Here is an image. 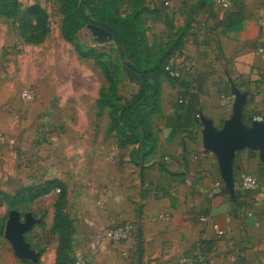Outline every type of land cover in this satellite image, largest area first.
Segmentation results:
<instances>
[{"label":"crops","instance_id":"crops-1","mask_svg":"<svg viewBox=\"0 0 264 264\" xmlns=\"http://www.w3.org/2000/svg\"><path fill=\"white\" fill-rule=\"evenodd\" d=\"M198 2L182 51L199 60L198 74L208 75L200 115L221 129L233 113V84L247 94L244 118L264 121V14L242 0L244 15L234 22L230 14L237 9L231 0H213L197 10ZM146 6L148 14L156 17L155 6ZM183 9L187 11L186 6ZM181 91L178 85L162 83V125L159 132L152 124L159 144L150 161L138 167L129 154L126 163L104 175V222H134L137 235L125 243L92 237L93 264H264V169L259 154L244 150L235 160L233 200L224 193L216 157L203 149V127L195 125L188 132L176 129L171 135L167 122L176 117ZM125 150L117 147L107 160ZM86 152L88 171L93 173L95 157L105 158L108 153ZM72 167L61 166L63 170L50 180L58 179L69 188L63 172L78 175ZM255 174L259 190L245 191L243 178ZM202 217L207 221L202 222Z\"/></svg>","mask_w":264,"mask_h":264},{"label":"rangeland","instance_id":"rangeland-1","mask_svg":"<svg viewBox=\"0 0 264 264\" xmlns=\"http://www.w3.org/2000/svg\"><path fill=\"white\" fill-rule=\"evenodd\" d=\"M166 1H170L169 7L164 5ZM196 1L147 0L150 9L155 6L153 11H159L156 17L144 16L153 57L166 49L170 35L184 25L186 13H193ZM245 2L264 14V0ZM133 5L134 0H122L121 14H128ZM18 6L16 19L0 15V130L7 137L0 146V197L11 199L22 188L44 184L63 170L61 166H74L78 175L71 170L63 172L69 180L64 212L72 221L70 231L51 233L57 193L16 210L8 203L0 207V218L6 224L12 211L20 213L22 222L28 215L35 219L25 239L37 257L21 258L4 235L0 237V264H56L61 254H72L79 263H93L92 237H101L106 229L123 223L137 228L130 221L108 225L103 220L104 175L115 165L126 163L133 148L127 147L112 161L107 160L119 146L115 133L109 130V109L98 105L100 94L110 86L99 63L109 62L120 70L118 90L125 98L134 95L139 86L131 83L123 71L125 64L113 41L99 44L88 26L80 30L74 42L63 38L58 0H18ZM32 7L43 10V28L27 17ZM169 23L175 30L168 27ZM78 49L92 57H83ZM152 120L160 132L161 118L155 116ZM87 150L108 153L105 158L95 157L93 173L88 171Z\"/></svg>","mask_w":264,"mask_h":264},{"label":"trees","instance_id":"trees-1","mask_svg":"<svg viewBox=\"0 0 264 264\" xmlns=\"http://www.w3.org/2000/svg\"><path fill=\"white\" fill-rule=\"evenodd\" d=\"M63 14L62 36L67 42H74L77 34L89 24L109 29L113 35V43L117 46L119 58L124 64H131L141 75L142 83L138 91L130 98H125L119 93L121 80L120 70L111 66L109 62L99 63L100 68L110 82L109 88L100 94L99 108L109 109L110 131L115 133L120 149L132 147L130 153L131 162L140 167L148 163L158 149V138L152 128V118L162 116L160 104L161 86L163 80H168L172 85H178L182 91L179 93L176 103V117L168 120L167 124L172 128V136L176 129L188 132L195 125L202 126L200 121L201 102L200 97L206 93L205 84L208 75H187L182 79H174L166 72V66L176 52L182 51L185 37L189 34L196 13H186L184 25L175 30L172 23L168 27L175 30L166 49L160 52L157 58L151 55L147 28L144 21L148 14L147 0H134L131 11L121 14L122 0H58ZM213 0H199L197 10L211 5ZM236 12L230 14L233 21H240L244 15L242 0H231ZM154 13L159 11H153ZM19 13L18 0H0V15L14 20ZM27 17L33 18L43 28L45 25L44 12L39 7H32L26 12ZM233 23V22H232ZM231 23V24H232ZM79 53L85 58L92 55ZM165 75L168 77L164 78ZM117 77V78H116ZM253 117L244 118L247 124H251ZM67 185L58 180H48L42 185L25 187L17 191L9 199L0 197V207L8 203L12 210L22 205L34 203L37 199L52 193L58 194V200L54 206V223L52 234L70 231L72 221L64 212L67 203ZM225 194H229L224 191ZM6 221L0 218V237L4 236ZM64 255V254H63ZM62 254L57 257L56 264H85L76 262L72 254ZM93 264V263H89Z\"/></svg>","mask_w":264,"mask_h":264},{"label":"water","instance_id":"water-1","mask_svg":"<svg viewBox=\"0 0 264 264\" xmlns=\"http://www.w3.org/2000/svg\"><path fill=\"white\" fill-rule=\"evenodd\" d=\"M88 28L99 44L113 41V35L109 29L94 24H89ZM123 71L131 83L141 85L142 77L131 64L126 63ZM232 93L235 97L233 113L221 129L216 128L213 122L203 115L199 118L203 127V149L216 157L225 189L235 200L237 195L234 163L240 153L244 150L257 152L264 169V121H254L251 125L245 124L243 110L247 94L239 91L233 84ZM34 224L35 219L31 215L27 216L26 222H22L18 211H12L7 221L4 235L21 258L37 259L25 239V235L31 231Z\"/></svg>","mask_w":264,"mask_h":264},{"label":"built area","instance_id":"built-area-1","mask_svg":"<svg viewBox=\"0 0 264 264\" xmlns=\"http://www.w3.org/2000/svg\"><path fill=\"white\" fill-rule=\"evenodd\" d=\"M166 7L170 6V1L164 3ZM198 60L186 56L184 53L176 52L166 66V72L174 79H182L187 75H194L197 71ZM7 141V137L0 130V146ZM242 188L245 191L256 192L259 190V182L254 176H245L242 181ZM202 222H206L207 218L202 217ZM137 232V228L132 223H123L112 228L106 229L103 237L115 243H125L132 240ZM180 264H185L181 261Z\"/></svg>","mask_w":264,"mask_h":264}]
</instances>
